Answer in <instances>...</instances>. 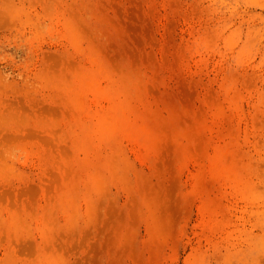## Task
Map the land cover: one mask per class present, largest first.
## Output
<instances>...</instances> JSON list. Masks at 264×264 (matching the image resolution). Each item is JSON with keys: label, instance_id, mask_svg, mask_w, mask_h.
<instances>
[{"label": "rangeland", "instance_id": "374dc122", "mask_svg": "<svg viewBox=\"0 0 264 264\" xmlns=\"http://www.w3.org/2000/svg\"><path fill=\"white\" fill-rule=\"evenodd\" d=\"M0 264H264V0H0Z\"/></svg>", "mask_w": 264, "mask_h": 264}]
</instances>
